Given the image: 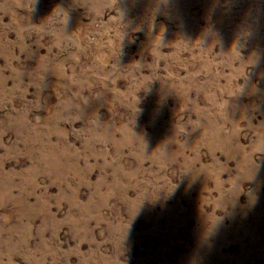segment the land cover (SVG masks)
<instances>
[{
  "label": "rangeland",
  "instance_id": "1",
  "mask_svg": "<svg viewBox=\"0 0 264 264\" xmlns=\"http://www.w3.org/2000/svg\"><path fill=\"white\" fill-rule=\"evenodd\" d=\"M0 264H264V0H0Z\"/></svg>",
  "mask_w": 264,
  "mask_h": 264
}]
</instances>
